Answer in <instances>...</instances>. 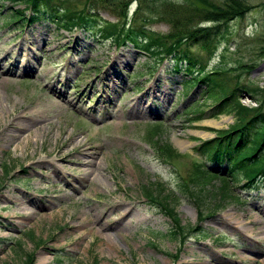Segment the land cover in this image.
<instances>
[{
    "label": "rangeland",
    "instance_id": "1",
    "mask_svg": "<svg viewBox=\"0 0 264 264\" xmlns=\"http://www.w3.org/2000/svg\"><path fill=\"white\" fill-rule=\"evenodd\" d=\"M246 2L252 7L244 17L229 22L226 43L214 56L199 45L191 50L207 69L221 59L225 46L223 66L255 64L249 72L232 71L231 75L238 74L232 81L263 89L261 96L264 0ZM11 5L22 7L0 0V18ZM136 8L137 2L128 6L127 18H133ZM100 9L102 18L115 19L110 9ZM150 23L155 32L169 29L163 19ZM18 34L19 29L0 19V75L7 78L0 82V264H22L26 253L32 264H264V177L250 187L244 179L231 181V192L223 198L216 195L219 179H212L203 206L179 185L193 161L206 163L221 176L227 173L225 164L209 161L195 146L233 124L232 115L210 116L214 101L198 99V86L185 94L183 73L167 68L168 61L154 67L149 56L130 44L98 42L79 30L57 31L47 22ZM26 61L29 69L23 67ZM52 92L65 94L62 107L43 99ZM246 92H239L242 104L258 105L259 94ZM196 100L204 113L193 121L189 119L193 113L186 112ZM18 112L23 117L15 122L21 128L15 126V138L4 142L9 120ZM157 124L161 139L179 152L167 163L146 136ZM79 135L87 136L92 152H101L97 160L103 180L76 178L77 190L72 192L66 179L77 176L79 166L55 156L70 151L75 160L70 140ZM180 140L186 141L184 148L178 146ZM56 165L65 178L52 175ZM156 181L178 197L174 206L182 224L203 232L184 229V239L169 236L171 220L141 191L143 184ZM112 202H120L128 214L101 230L100 215L118 217V207H108ZM29 231L33 238L26 234ZM37 241L44 243L37 247Z\"/></svg>",
    "mask_w": 264,
    "mask_h": 264
},
{
    "label": "trees",
    "instance_id": "2",
    "mask_svg": "<svg viewBox=\"0 0 264 264\" xmlns=\"http://www.w3.org/2000/svg\"><path fill=\"white\" fill-rule=\"evenodd\" d=\"M9 1L22 5L8 6L7 12L1 14L0 19L13 28L20 29L34 22H47L54 25L57 31L79 30L98 42H108L118 47L130 44L149 56L154 67L168 61L167 68L175 73H183L185 94L198 86L201 90L198 99L214 101L208 108L210 116H234L232 125L218 130L215 137L201 141L195 148L197 153L206 154L209 161L217 165L225 164L227 173L221 176V173L208 167L206 163L193 161L186 180L179 183L182 191L193 194L199 206L204 204L206 185L212 179H219L216 195L223 198L231 192V181L244 179L245 185L249 186L257 176H264V95L260 96L263 89L246 86L238 79L232 81L238 74L231 75L232 71L237 70L249 72L255 64L223 66L221 60L227 51L225 46L220 52L221 59L207 69L206 63L199 60L191 50L193 45H199L214 56L220 44L226 43L229 22L244 17L252 7L246 0H181L182 3H175L173 0H134L137 8L132 19L127 18V14L128 6L133 0H79L80 3L78 0ZM101 7L110 9L115 14V19L102 18L99 12ZM157 19H163L169 24L167 32L152 30L150 22ZM259 55L264 58V46L260 47ZM245 91L248 94H259L256 107L241 103L239 92ZM186 113H193L189 119L197 121L202 119L204 112L199 110L196 100ZM160 129L157 124L148 130L146 136L160 159L167 163L174 160L179 152L161 139ZM141 191L147 199L157 202L162 212L171 220L168 233L172 239L179 236L184 239V229L204 231L197 226L182 224L174 206L178 197L172 192L166 193L163 182L143 184ZM199 212L201 221L203 213L202 210ZM26 234L33 238V231ZM42 243L37 241L36 246ZM17 247L20 249V241L17 242ZM32 259L26 253L22 264H32Z\"/></svg>",
    "mask_w": 264,
    "mask_h": 264
},
{
    "label": "bare ground",
    "instance_id": "3",
    "mask_svg": "<svg viewBox=\"0 0 264 264\" xmlns=\"http://www.w3.org/2000/svg\"><path fill=\"white\" fill-rule=\"evenodd\" d=\"M29 61V60H27ZM26 61V65H24V69L30 68V64ZM12 71H16V70H10V72ZM2 74V73H1ZM3 75V74H2ZM2 80H7L6 76H1L0 75V82ZM51 85H55V83L51 84ZM56 92H58L56 90ZM56 92H52L50 93V95L48 96V98H43L45 101H47L50 105L55 106V107H62L66 101H67V97L65 96V94L63 92H59L60 94H57ZM0 101H1V95H0ZM1 105V103H0ZM23 117L22 115H20V113H16L11 120H9V124H11V126H9L8 130L6 131V133L3 135L2 139L4 140V142H10L12 141V139L15 138L16 134L14 133V129L15 126L19 125L18 123L15 122L16 118ZM26 125V124H24ZM21 127L17 126V129H20ZM206 135V134H205ZM80 137V135H79ZM70 143L73 145L71 147V149H75L77 154L75 160L70 159V151L65 154L61 153L59 154L58 152V156H55V159L58 161H66L68 162L69 160L71 161H75L76 165L79 166V168H76L78 170V174L77 176L74 175L73 179L67 178L66 179V184L69 185L71 187L72 192L77 190V187L75 186V184L73 183L74 181H76V178H78L77 181H85L87 180V178H90L94 183L96 182V180H98V183H101V181L103 180V177H100L101 175V163L98 162L97 158L98 155L101 154V152H96L93 151V146L91 145V143L89 141H87V136L84 137H80V138H72L70 140ZM69 143V144H70ZM178 146L180 148H184L186 141H178ZM91 150V151H90ZM74 152V151H73ZM70 161V162H71ZM51 173L54 177H58L60 179L65 178L66 174L65 172H63V170L59 167V166H53ZM45 177H48V175H44ZM94 187V185H93ZM96 187V186H95ZM90 194V193H89ZM121 203L120 202H112L108 205V207H118V211L116 212L117 216L115 219L113 220H109L108 216H104L102 217L100 215L99 217V228L101 230H107L110 229L113 225L114 222H117L118 220H120L122 217H124L125 215L128 214V210H124L123 207L121 208ZM121 208V211H120ZM107 208L101 210V214H105ZM120 211V212H119ZM118 218V219H117ZM80 226L84 225V221H80L78 222ZM73 229H75V227H72ZM109 236V241H111V235ZM241 259H243V256H241ZM226 264H241L240 262H235V261H230V262H226Z\"/></svg>",
    "mask_w": 264,
    "mask_h": 264
}]
</instances>
